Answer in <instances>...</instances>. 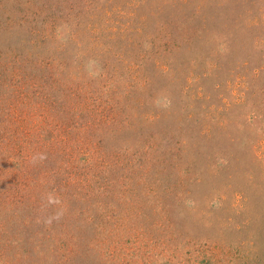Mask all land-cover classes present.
Returning a JSON list of instances; mask_svg holds the SVG:
<instances>
[{"label":"rangeland","instance_id":"374dc122","mask_svg":"<svg viewBox=\"0 0 264 264\" xmlns=\"http://www.w3.org/2000/svg\"><path fill=\"white\" fill-rule=\"evenodd\" d=\"M0 264H264V0H0Z\"/></svg>","mask_w":264,"mask_h":264}]
</instances>
